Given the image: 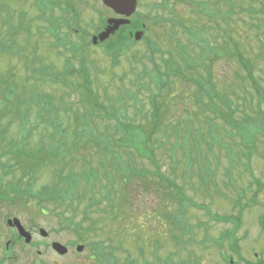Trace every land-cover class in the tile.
<instances>
[{"label": "rangeland", "instance_id": "obj_1", "mask_svg": "<svg viewBox=\"0 0 264 264\" xmlns=\"http://www.w3.org/2000/svg\"><path fill=\"white\" fill-rule=\"evenodd\" d=\"M160 1L137 0L136 10L147 22L148 28L145 33L143 32V36H146L152 47L158 48L161 52L154 55V63L146 59L150 55L147 50L148 44L142 40L135 42L125 55L119 56L115 66L112 65V59L105 56L102 48L97 46L83 47L79 52V58L73 62L75 67L78 66L79 59L87 62L88 75L93 81L92 89L98 95L99 102L106 107H109L111 103L118 102L115 109L118 110L121 117L118 119L122 122L124 116L132 117L137 109L140 112L136 121L144 125L141 116L147 113L148 119L151 116L149 115L151 109L148 104L149 90L153 94L157 93L155 84H152V79L156 77V71L162 74L167 72L163 60H171L179 65L177 53L180 48L189 49L188 52L192 55L191 46L179 24L181 23L187 28L196 23H199V27L201 25L206 28L211 26L208 21L199 19L187 4L172 3L169 5L168 12L158 7ZM232 1L237 6L235 11L239 10L238 6L247 9L251 4L249 0ZM87 2L94 10L86 6ZM71 7L76 15V25L86 30L88 34H93L100 17H113L103 10L99 2L94 0H72ZM223 10L225 9L223 8ZM70 14L72 13L70 12ZM161 14L171 17L176 22L172 31L169 23L154 25L147 20L149 16L155 17ZM55 15H59L57 10ZM38 17L39 13L33 7V0L21 2L0 0V38L5 45L14 50V53H16V47L22 50L20 52L21 57L0 55V89H2L0 107L2 106L1 96L8 91L9 86H13L15 93L14 98H11V102L7 103L1 112L0 125L8 128L7 137H17L20 124L16 116L10 119L5 110H8L16 99L26 98L28 92L32 91L33 88L36 95L49 94L53 97L54 106L62 108V110L68 106L72 111L81 115L86 110L79 104L80 100L81 102L86 100L83 99V95L80 96L77 92H73V97L70 99L63 87L47 81L46 83L35 81L31 78V72L25 69L24 56H27L29 61H33L31 66H34L35 70L52 67L54 72H61L66 59L69 58V55L62 48L60 55L52 51L49 46L52 39L46 33L47 23L40 21ZM233 17L234 20L240 18L245 22L237 30L240 36H235V39L241 47L250 49L251 52L248 57L254 60L260 52V47L255 38V30L251 29V25L246 26L248 21L250 22V18L247 12L236 14ZM18 24H23L26 29L8 39L9 25L17 26ZM217 33L213 32L212 34ZM62 37L68 45L80 48L81 41L76 35L68 34L63 30ZM262 39H264V35ZM84 40L87 41L88 37H84ZM253 62L255 63L254 67L256 66L253 74L258 77L261 75L259 69L263 63L260 64V58ZM154 64L157 65V68ZM175 64L169 66V70L174 73L176 72ZM198 72L202 73L201 69ZM211 72L216 92L222 97L226 95L227 102L235 110L233 119L241 122L245 113L251 115V107L255 106L254 108H256L258 98L251 100L248 95H244V90L240 86L241 82L237 78V75H243L244 72L233 61L226 59L215 61L211 66ZM186 76H194V73L191 71L186 73ZM35 77L40 78L36 71ZM45 80H48V77ZM169 80L170 84L161 91L159 98V102L164 104L163 112L166 113L162 119L160 118L162 123L158 125L159 129L152 137L151 143L144 146L142 143L133 142L128 147H124L125 149L117 152L121 156L124 154L128 156L127 150L132 155H137V153L146 155L147 148L153 149L154 159L161 168V172L167 176L173 173L175 182L185 187L186 195L191 197L196 204L208 206L210 211L218 216L240 217L241 226L236 237L243 260L255 263L260 260V255H263L261 258L264 260V231L259 226V220L264 219V188L257 191L256 185L251 186L253 178L246 170L247 168L254 178L264 186L263 137L257 135L251 141H247L229 124L226 125L221 119H216L210 112L200 111L201 105L194 103L193 92L196 89L194 84L183 82V79H179L177 75L170 76ZM79 83H82V80ZM74 85L78 84L74 83ZM23 86L27 92L22 98ZM132 97H136L137 102H134ZM204 102L207 103V100L204 99ZM24 106L25 103L20 104L17 108L21 112L27 107L29 123L26 125L27 127L34 126L36 124L37 106L28 104ZM262 107H264L263 104ZM216 108L220 114L223 113L225 116L228 114L219 103H216ZM59 113L63 126L68 122L72 123L65 113ZM99 121L93 120L94 124H100L99 131L105 132V127H108L111 128L108 132H113L116 126L115 121L106 120L100 123ZM37 126L33 127L29 133L31 142L38 140L39 127L42 125ZM150 126L151 124H147L144 125V128ZM129 132L132 133L133 131ZM212 132L215 136H211ZM199 135H202V138ZM113 138L115 137L113 136ZM207 142L209 148L204 145ZM185 145L190 146V156L195 158L196 162L192 164V169L188 172L186 181L183 182L182 175L185 171L183 157H187V153H184ZM88 148H91V145ZM72 153L74 157L72 161L62 167L51 165L52 169L60 170L62 175H65L71 168L76 171L82 170L80 158L86 157V160L91 162L93 166L103 163L104 160V157L98 153L93 154V158L90 157L91 151L89 149L81 150L76 147ZM199 155L204 157V160L200 162L206 169L203 172L199 170V163L197 162ZM134 158L137 157L134 156ZM141 160L142 162L134 160L137 166L155 171V167L149 160L145 158ZM23 163L25 161L21 160L20 164ZM100 166L104 172L103 175H107L106 179L102 175L103 180L110 183L112 178L108 176V170H105L104 164H100ZM50 170L43 172L38 187L45 183H51L52 173ZM1 175L2 170L0 169V178ZM16 176L17 173L11 178L5 177L3 183L15 180ZM198 178L202 183L199 182ZM151 182L152 185H147L146 188L136 180L123 181L126 184L124 191H122L123 183H115L114 193L110 187L104 188V193L111 195V207L106 209L107 212L101 211L105 204L100 209L99 207L95 208L90 215L95 223L93 229L87 231L90 226H83L82 240H79L80 237L78 239L72 230L60 229L62 218L59 217L57 210L50 208L51 206H48L47 211L43 209L44 212H42L33 203L29 205L20 204L15 208L8 207L6 205L8 203H0V264H97L101 259L100 256L95 257L97 256L95 244H100L104 250L106 249L105 255L109 264H223L219 254L229 255L231 251L227 244L221 251L215 250L211 239L218 238L230 226L209 222L202 211L187 207L186 202L179 201L178 205L176 201L168 199L163 201L162 195L155 191L156 186L153 184H157V179H151ZM157 186L160 185L157 184ZM83 187L80 184V190H83ZM247 188L248 192L245 199L242 200L243 203H246L257 191V204H253L243 211H238L240 214H236L233 211L235 206L232 205V200L237 197L238 192ZM113 194L115 196L114 202L112 201ZM183 195L185 196V194ZM87 198L88 196L83 199L79 211L88 204ZM53 209L54 211L51 212ZM79 211L77 214H80ZM5 215L11 216L10 218H17L26 230L32 229L34 233L32 242H39L41 246L34 248L23 244L14 245L15 238L4 223ZM89 224L91 223L89 222ZM199 226H203V228ZM34 228L43 229L48 233V237L45 239L40 237ZM208 238L207 243H204L203 241ZM51 242L60 243L68 248L70 251L68 256L60 257L55 254L48 246ZM7 243L8 249L6 250ZM76 244L84 246L83 252L78 255H76L73 246ZM37 251L41 252V256L37 255ZM254 254L257 257H254ZM232 258L234 262H238L235 256ZM239 263L242 262L239 261Z\"/></svg>", "mask_w": 264, "mask_h": 264}, {"label": "trees", "instance_id": "obj_2", "mask_svg": "<svg viewBox=\"0 0 264 264\" xmlns=\"http://www.w3.org/2000/svg\"><path fill=\"white\" fill-rule=\"evenodd\" d=\"M249 1L251 4L247 9L239 8L238 6V11L234 10L237 6L232 0H162V3L158 4L159 8L168 12L169 5L172 3L187 4L199 19L208 21L211 26L209 28L203 25L199 27V23H196L192 27L187 28L181 25V23L179 24L191 46L192 55L189 54V49L180 48V51L177 53L179 65L171 60H163V63L167 67V72L162 74L156 71V77L152 79V84L156 85L158 93H150L148 96V104L151 109L149 115L151 116L150 119H148V113L141 116L144 125L151 124L149 128H144L143 124L137 123L136 119L137 114L140 112L139 110L136 109L132 117H124L125 121L122 122L118 119L121 118L118 110L115 109V105L118 102L111 103L109 107L99 102L98 95L92 89L93 82L88 76L87 66L83 61L78 69L68 61L63 67L62 72H54L52 71V67L35 70L34 66H31L33 61H29L27 56H24L26 61L24 67L31 72L30 75L33 80L44 81L45 83L47 81L63 87L66 90L67 97L70 99L73 97V92H77L80 96L83 95V99L86 100H83L84 102L80 100L79 104L86 110L83 115L72 111L68 106L62 110V108L54 106L53 97L49 94H44L43 96L36 95L34 88L28 92L26 98L16 99L13 105L8 110H5L10 119L15 116L18 118L20 129L17 137H7L8 128L0 125V169L2 170L0 178V203H8L10 206L15 207L20 204L29 205L33 203L39 209L46 210H48V206H51L50 208L57 210L59 217L62 218L60 229L72 230L78 239L80 237L79 240L83 239V226H90L87 228V231L93 229L92 226L95 223L92 221L93 219H91L90 215L94 212L95 208L99 207L100 209L105 204L101 211L107 212L106 209L111 207V195L109 193L105 194L103 189L110 187L114 193L115 183L122 184L123 181L136 180L143 187L147 188V185H152L151 179L155 178L158 181L157 184L160 185L157 186L156 183H153L156 186L155 191L162 195L163 201L168 199L176 201L178 205L179 201L186 202L187 205H193V202L183 195L185 194V187L175 182V178H173L175 177L174 174L171 173L167 176L161 172V168L154 159L153 149L149 150L147 148L146 155L142 153L132 155L126 149L129 155L124 154V156H121L117 151L125 149L124 147H128L133 142L142 143L144 146L151 143L152 137L157 133L159 129L158 125L162 123L161 119L166 113L163 112V102H159L161 91L170 84L169 78L172 75H177L179 79H183V82L196 86L193 92L194 103L201 105V112L209 110V112L218 117L220 113L215 107L216 103H219L228 112L226 116L220 118L226 125L229 124L232 128H235L247 141H251L257 135L262 136L264 139V107H262V104L264 105V86H262L264 84V39H262L264 35V0ZM242 12H247L251 23L248 21L246 26L251 25V29L255 30V38L260 47V52L255 57V59L260 58V64L263 63L261 69H259L261 75L258 77L253 74V70L256 67H254L255 63L253 62L255 59L251 60L248 57L251 52L250 49L247 50V48L241 47L235 39V36H240L237 30L245 22L244 20H240V18L234 20L233 16ZM149 19L154 25L169 23L171 31L176 25V22L171 17H166L162 14L153 18L150 17ZM145 23L147 24L146 19L144 22V17L137 15L129 31H125V27L121 28L114 38L106 43L104 52L119 56V54L122 55L128 51L133 45L131 33L137 30H146ZM9 26L8 39L26 29L23 27V24ZM49 31L51 32V29ZM213 32L218 33L213 35ZM52 37L55 38L56 36ZM143 40H146L145 37ZM61 41V38L56 37L54 41L50 42V48L57 49ZM15 50L16 53H14L11 47L5 45L4 41L0 38V55L7 53L21 57V48L16 47ZM148 51L150 55L146 59L154 63V55L161 52L158 48L152 46L148 47ZM219 59L233 61L244 72L243 75H237V78L241 82L240 86L244 90V95H248L251 100L258 98L256 108H254L255 106L251 107L252 114L245 113L241 122L233 119L232 114L235 110L227 102V96L223 95L225 97H222L214 88L211 66ZM174 64L176 66L175 73L169 70V66ZM154 66L157 68L156 64ZM199 69H201L202 73L198 72ZM35 71L39 74L40 78L35 77ZM191 71L194 73V76H186V73H190ZM75 75L77 77H74ZM47 77L48 80H45ZM80 80H82V83H79ZM74 83L78 85H74ZM1 92L2 89H0V94ZM26 92L27 89L23 86L21 97ZM14 95V90L10 93L6 92L2 94L0 118L2 110L5 109L7 103L11 102V98H14ZM132 99L134 102H137L136 97H132ZM204 99L207 100V103L204 102ZM23 103H25V106L26 104L37 106V112L35 113L36 124L34 126L27 127L26 125L29 123L27 107L24 106L25 109H22L21 112L17 108L20 104L23 105ZM59 112L65 113L72 123L68 122L63 126ZM92 119L100 120L99 123L106 120L115 121L116 126L112 133L108 132L111 129L108 127H105V132H101L99 131L100 124H94ZM37 125H42L39 127L38 140L31 142L29 140V133L33 127H38ZM129 131L133 132L130 133ZM200 137L202 138V135ZM89 145H91V148H88ZM204 145L206 148H209L208 142ZM76 147L81 150L89 149L91 151L90 157L92 158L93 154H101L104 157L103 163L93 166L84 157V159L80 158L82 170L76 171L71 168L67 174L62 175V171L52 169L51 165H60L62 167L72 161L74 159L72 152ZM185 147L184 153H187V157H183L185 161V171L182 175L183 182L186 181L188 172L192 169V164L196 162L195 158L190 156V146L185 145ZM134 156L138 159L134 158ZM142 158L149 160L155 167V171L137 166L135 161L142 162ZM21 160H24L25 163L20 164ZM197 160L199 170L202 172L206 170L200 163L204 160V157L199 155L197 156ZM100 164H104L105 170H108L107 173L112 178V183L103 180L102 175L104 172ZM49 169H51L52 173L51 183H45L38 187V182L43 172ZM247 172L254 178L248 169ZM15 173H17L15 180L3 183L5 177L11 178ZM103 176L106 179L107 175L104 174ZM199 182H201L200 179ZM80 184L84 186L83 190H80ZM253 184L256 185L257 191L264 188L255 178L253 179ZM124 185L126 184H122V191L126 188ZM231 187H233L232 184ZM257 191L251 202L245 206H241L242 209L255 203L258 196ZM245 192L243 190L237 194L238 204L244 198ZM86 196H88V204L84 205L83 209L79 211L80 204ZM112 201H115L114 194ZM235 203L232 202L236 207ZM54 209L51 211H54ZM78 211L80 214H77ZM212 219L224 223L226 221H233L227 218L220 220L217 217H212ZM233 224L234 229L237 230L241 225L239 216L235 217ZM234 234L235 230L229 236L230 241L235 240ZM100 255L104 256V262L107 263L106 255L102 252H100Z\"/></svg>", "mask_w": 264, "mask_h": 264}, {"label": "water", "instance_id": "obj_3", "mask_svg": "<svg viewBox=\"0 0 264 264\" xmlns=\"http://www.w3.org/2000/svg\"><path fill=\"white\" fill-rule=\"evenodd\" d=\"M103 3L106 7L112 9L117 15L124 16L126 18L133 14L136 7V0H103ZM126 24H128V21L126 20H108L109 28H107L105 32L98 36L99 41H104L112 32L116 31L120 26ZM140 38L141 33H137L135 35V39L139 40ZM96 40L97 39H93V42L95 43ZM8 225L16 227L20 237L24 239L25 243H30V235L24 231L18 220L13 219L8 222ZM40 234L42 237H46V233L44 231H40ZM52 247L53 250L59 255H64L67 252L66 249L60 244H53ZM82 250V246L77 247V252H81Z\"/></svg>", "mask_w": 264, "mask_h": 264}, {"label": "flooded vegetation", "instance_id": "obj_4", "mask_svg": "<svg viewBox=\"0 0 264 264\" xmlns=\"http://www.w3.org/2000/svg\"><path fill=\"white\" fill-rule=\"evenodd\" d=\"M16 1H20V2H21V1H24V0H16ZM34 1L37 2V6H38L41 2H49V3H51L52 6L54 7V10H57V11L60 12V13H62V11H60V10L63 9V8H67V7L72 8V7H71V1H72V0H34ZM94 1H97V2H99V3L102 5V0H94ZM86 6L90 7V9H91V8L93 9V7L89 5V2L86 3ZM93 10H94V9H93ZM112 15H113V13H112ZM113 17H115V15H113ZM100 21L102 22V17H100V19H99V21H98V24H99ZM107 28H109V27H108V25L106 24V22H105V24L101 23L100 26H99L98 28H95L96 30H94L93 33H94L95 35H100V34H102L103 32H105V31L107 30ZM119 30H120V28H119ZM119 30H118V31H119ZM118 31H116V32H114V33H111V35H110L108 38L110 39V38L114 37L115 34L118 33ZM95 35H93V36H95ZM97 43H98V44H102V43H104V42H97ZM98 44H97V45H98ZM13 230H14V229H12V232H13ZM14 231H15V230H14ZM15 233H16V232H14L13 235H17V234H15ZM44 246H45V245H44ZM254 264H256V263H254ZM257 264H264V262H263V261H261L260 263L257 262Z\"/></svg>", "mask_w": 264, "mask_h": 264}]
</instances>
